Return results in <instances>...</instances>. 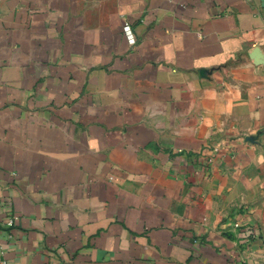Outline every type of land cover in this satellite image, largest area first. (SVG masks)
Instances as JSON below:
<instances>
[{"label": "crops", "instance_id": "obj_1", "mask_svg": "<svg viewBox=\"0 0 264 264\" xmlns=\"http://www.w3.org/2000/svg\"><path fill=\"white\" fill-rule=\"evenodd\" d=\"M1 261L264 264V0H0Z\"/></svg>", "mask_w": 264, "mask_h": 264}, {"label": "built area", "instance_id": "obj_2", "mask_svg": "<svg viewBox=\"0 0 264 264\" xmlns=\"http://www.w3.org/2000/svg\"><path fill=\"white\" fill-rule=\"evenodd\" d=\"M130 29H131L130 26L126 23L125 26H124V31H125V33H126V35H127L128 38H132V36H131V32H130ZM131 40H132V39H131ZM216 151H217V150H216ZM5 225H6V227H7L8 229L13 228V227L15 226V218H14V217H10V218H8V220L6 221ZM235 227H236L237 230H238L239 227H240V225H239V224H236ZM8 237H9V238H12V235L9 234ZM0 264H7V263H6L5 261H4V262L1 261Z\"/></svg>", "mask_w": 264, "mask_h": 264}]
</instances>
